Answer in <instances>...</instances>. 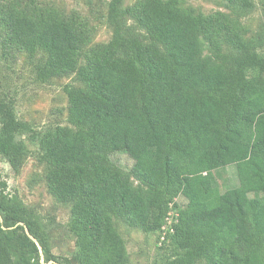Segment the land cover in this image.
Instances as JSON below:
<instances>
[{"label": "trees", "instance_id": "obj_1", "mask_svg": "<svg viewBox=\"0 0 264 264\" xmlns=\"http://www.w3.org/2000/svg\"><path fill=\"white\" fill-rule=\"evenodd\" d=\"M222 4L108 0L112 34L95 41L99 23L78 9L0 0L2 56L26 53L38 82L71 78L67 123L41 132L0 96V155L18 174L25 137L38 144L75 236L56 254L53 227L0 170V264H131L119 219L159 234L161 264H264V22L255 0ZM230 164L240 184L222 190Z\"/></svg>", "mask_w": 264, "mask_h": 264}, {"label": "rangeland", "instance_id": "obj_2", "mask_svg": "<svg viewBox=\"0 0 264 264\" xmlns=\"http://www.w3.org/2000/svg\"><path fill=\"white\" fill-rule=\"evenodd\" d=\"M44 1V0H42ZM55 2L67 11L78 9L89 15L91 20L99 23L95 41H107L112 29L106 22V6L108 0H46ZM135 0H124L131 4ZM188 3L201 8L205 12L224 9L222 0H188ZM252 12L255 24L264 22V0H255ZM264 51V46L262 48ZM70 77L55 78L49 82L36 80L35 64L26 53H19L17 58L7 60L0 50V96L14 98L19 118L32 123L36 132L44 131L49 125L66 124L68 116V100L63 86L70 82ZM30 147L27 163L20 173H15L9 162L0 155V170L8 181L9 190L18 192L29 204L41 214L43 220L53 227V251L59 255H70L75 247V236L67 229L70 206L59 203L48 191L44 178V166L38 160L39 147L30 137H25ZM112 159L130 170L134 159L126 152H114ZM218 172L221 189L237 187L239 177L235 164H230ZM184 202V197H179ZM171 220V219H170ZM117 226L126 240L131 264H161L167 257V250L158 241V233H146L140 228L128 226L121 219Z\"/></svg>", "mask_w": 264, "mask_h": 264}, {"label": "water", "instance_id": "obj_3", "mask_svg": "<svg viewBox=\"0 0 264 264\" xmlns=\"http://www.w3.org/2000/svg\"><path fill=\"white\" fill-rule=\"evenodd\" d=\"M56 261H54V260H51L50 262H44L43 261V264H52V263H55Z\"/></svg>", "mask_w": 264, "mask_h": 264}]
</instances>
